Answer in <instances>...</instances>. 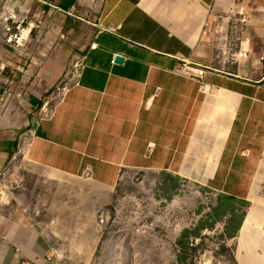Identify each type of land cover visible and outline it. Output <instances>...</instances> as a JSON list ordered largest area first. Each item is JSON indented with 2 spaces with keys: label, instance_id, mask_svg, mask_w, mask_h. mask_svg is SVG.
Wrapping results in <instances>:
<instances>
[{
  "label": "crops",
  "instance_id": "1",
  "mask_svg": "<svg viewBox=\"0 0 264 264\" xmlns=\"http://www.w3.org/2000/svg\"><path fill=\"white\" fill-rule=\"evenodd\" d=\"M87 1L96 13L79 84L28 140L32 186L15 180L0 197V264H94L113 191L124 173L143 171L253 203L234 257L264 264V203L253 199L264 160V63L202 76L205 66H192L220 55L228 32L247 55H264V0ZM69 38L47 59L50 85L75 59L80 42Z\"/></svg>",
  "mask_w": 264,
  "mask_h": 264
},
{
  "label": "rangeland",
  "instance_id": "2",
  "mask_svg": "<svg viewBox=\"0 0 264 264\" xmlns=\"http://www.w3.org/2000/svg\"><path fill=\"white\" fill-rule=\"evenodd\" d=\"M88 7L87 0H0L2 198L7 196L8 183L15 180L24 179L32 186L28 174L38 171L26 161L28 140L65 92L66 73L72 66L50 85L46 62L73 34V40L80 42L74 55L84 54L93 29L88 26L96 13V6L90 12ZM228 34L219 45L220 55H203L192 66L229 72L249 66L263 69L264 55H247L246 44ZM113 193L112 206L101 219L94 264H237L235 234L253 203L168 173L147 171L124 173ZM253 197L264 203V160ZM251 219L252 214L243 231Z\"/></svg>",
  "mask_w": 264,
  "mask_h": 264
},
{
  "label": "built area",
  "instance_id": "3",
  "mask_svg": "<svg viewBox=\"0 0 264 264\" xmlns=\"http://www.w3.org/2000/svg\"><path fill=\"white\" fill-rule=\"evenodd\" d=\"M83 69H84L83 56L82 55H76L70 70L68 71V73H66V81H67L66 89L72 85H78L79 84V79L82 75ZM204 70H206V68H202L199 71L198 75L202 76L204 74ZM101 221H103V220H101ZM22 264H24V263H22Z\"/></svg>",
  "mask_w": 264,
  "mask_h": 264
},
{
  "label": "water",
  "instance_id": "4",
  "mask_svg": "<svg viewBox=\"0 0 264 264\" xmlns=\"http://www.w3.org/2000/svg\"><path fill=\"white\" fill-rule=\"evenodd\" d=\"M116 61H117V62H121V61H122V58L117 57Z\"/></svg>",
  "mask_w": 264,
  "mask_h": 264
}]
</instances>
